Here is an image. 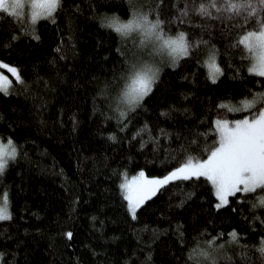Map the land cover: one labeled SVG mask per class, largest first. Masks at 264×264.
<instances>
[{"label": "snow or ice", "instance_id": "6c2138e0", "mask_svg": "<svg viewBox=\"0 0 264 264\" xmlns=\"http://www.w3.org/2000/svg\"><path fill=\"white\" fill-rule=\"evenodd\" d=\"M64 5L65 0H0V31L4 33L0 56L15 51L24 39L38 46L43 41L41 32L47 25L57 24ZM71 7L81 11L76 0ZM90 10L98 30L117 37L114 50L97 41L95 56L103 78L90 72L85 85L93 89L92 115L103 117L99 135L106 142H126L129 153L133 145L143 151L122 157L116 167L107 156L99 155L83 156L78 163L85 167L95 163L105 169V192L121 222L142 245L141 233H150L147 246L162 243L176 264H181V256L182 264H264V0H97ZM74 40L71 32L62 34L56 42V55L48 63L56 65L63 59V46ZM165 68L177 83L162 88ZM41 80L45 88L51 84L50 78L39 76L36 83ZM32 83L19 64L0 58V95L29 93ZM201 91L208 94L198 95ZM149 113L158 121L162 118L164 124L141 119ZM3 119L0 113V121ZM71 119L72 131H76L78 114L73 112ZM113 120L112 131L103 129ZM22 135L13 123L0 131V177L27 155L23 151L27 141L19 139ZM146 144L151 145L155 159L139 162L137 157L148 151ZM155 163L162 165V174L148 173V165ZM165 193L169 196L166 207L159 204ZM82 203V196L75 195L64 222L59 217L49 220L50 253L60 244L73 250L79 244L98 259L105 242L121 239L115 232L109 236L106 220L101 219L109 210L108 201H98L82 217L89 223L88 232L81 233L75 223H68L69 219L75 221ZM189 211L191 236L183 220L168 229L140 223L142 217L171 220ZM33 215L39 218L35 210ZM218 217L234 226L225 231L216 223ZM14 219L9 188L0 185V222L10 224ZM133 224L137 227L132 228ZM197 224L202 225L198 230ZM9 232L5 228L0 236L8 239ZM165 233H170L166 240H173L174 246L161 241ZM121 255L127 258L118 264H132L136 251ZM4 256L0 251V258ZM45 260L59 264L48 257ZM71 264L82 261L77 257ZM145 264H152L151 251Z\"/></svg>", "mask_w": 264, "mask_h": 264}, {"label": "trees", "instance_id": "16d2710c", "mask_svg": "<svg viewBox=\"0 0 264 264\" xmlns=\"http://www.w3.org/2000/svg\"><path fill=\"white\" fill-rule=\"evenodd\" d=\"M94 2L97 0H76L81 8L80 12H76L71 7L73 0H65V11L57 18L56 25L49 24L46 31L41 32L43 41L38 46L37 42L29 43L28 39H24L15 51L0 56L19 64L26 78L33 81L29 93L21 91L20 95L13 94L10 97L0 95V113L4 115V119L0 121V131L9 123H13L14 130L23 133L19 139L27 141L23 144V151L27 155L19 160L14 170L0 177V185H7L9 188L15 217L10 224L0 222V231L10 229L8 239L0 236V251L5 253V256L0 258L3 264H47L45 257L56 260L59 264H71L77 257H80L82 264H118L127 258L122 256V253L126 252L131 256L133 250L136 251V255L131 257L132 264H145L149 251L152 254V264H168V261L176 264V260L168 255V250L163 248L162 243H157L151 248L147 246L146 242L151 238L150 233H141L145 242L142 245L129 226L121 222L119 213L113 210L111 196L105 192L108 180L105 169L95 163H88L86 167L78 163V158L82 160L83 156L99 155L107 156L109 164L116 167L122 157L143 151L133 145L129 153V145L126 142L119 144L106 142L99 135L103 117L99 113L92 115L93 89L85 87L87 76L91 72L103 78V70L99 68V61L95 56L97 51L95 45L99 40L105 48L111 47L114 50L117 43V37L110 36L95 26L96 22L92 20L90 10V5ZM99 2L107 3L108 0ZM116 2L119 3L121 0ZM57 28L60 29L59 32ZM66 32H71L75 40L63 46L64 58L59 59L56 65H51L48 60L56 55V42ZM3 35L4 33L0 31V36ZM100 55H103V51ZM111 63V60L108 61L109 66ZM93 68L97 71L93 72ZM3 71L12 78L7 70ZM162 75L164 77L162 88L169 83H177L170 69L165 68ZM38 76L50 78L51 84L45 88L43 80L36 83ZM203 82L204 77L201 75L199 77L201 86ZM179 83L183 86V82ZM77 84L81 86L78 87ZM192 90L195 91V87ZM197 94L203 96L208 93L201 91ZM73 112L78 114L79 119L76 131H72ZM141 119H150L154 124H164L163 119L158 121L154 113H149ZM164 126L169 127L170 123ZM114 127V120L103 125V129L107 131H112ZM164 147L168 145L165 144ZM146 148L148 151L137 157L139 162H143L145 158L149 161L155 159L151 154V145L146 144ZM157 156L160 159L164 158L162 152H157ZM161 168L162 165L159 163L149 164L148 173L162 174ZM132 170V166H129L130 174ZM111 187L114 188V184ZM75 195H81L83 203L79 205L80 210L75 221L69 219L68 223H75L81 233L88 232L89 223L82 217L86 212L90 214L97 207L98 201L100 203L108 201L109 210L101 217L106 220V233L109 236L114 232L121 235L119 241L104 243V249L98 259L84 251L79 244L74 246V250L65 249L63 244L54 252L50 253L48 250V222L56 220L57 217L64 222L68 218L70 201ZM168 200V193H165L159 204L166 207ZM193 207L199 209V205ZM33 210L39 214V218L33 215ZM167 215L171 216V212ZM21 216H24L23 220L20 219ZM191 219L192 212L189 211L184 215L174 216L171 220L167 217H142L140 223L156 224L160 228L168 229L175 226L176 221L183 220L191 236L194 235ZM216 223L225 231L234 226L228 220L221 222L219 217L216 218ZM201 226L197 224V230ZM131 227L135 228L137 225L133 224ZM34 229H41V232ZM168 235L170 233L162 235L161 241H165ZM166 242L174 246L173 240L169 239ZM176 255H181L179 248H176ZM182 261L181 256V264Z\"/></svg>", "mask_w": 264, "mask_h": 264}, {"label": "rangeland", "instance_id": "374dc122", "mask_svg": "<svg viewBox=\"0 0 264 264\" xmlns=\"http://www.w3.org/2000/svg\"><path fill=\"white\" fill-rule=\"evenodd\" d=\"M6 74V73H5ZM7 75V74H6Z\"/></svg>", "mask_w": 264, "mask_h": 264}]
</instances>
